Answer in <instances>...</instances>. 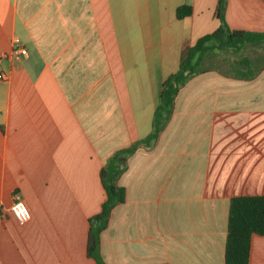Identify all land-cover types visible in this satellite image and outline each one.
Returning a JSON list of instances; mask_svg holds the SVG:
<instances>
[{
    "label": "crops",
    "instance_id": "obj_1",
    "mask_svg": "<svg viewBox=\"0 0 264 264\" xmlns=\"http://www.w3.org/2000/svg\"><path fill=\"white\" fill-rule=\"evenodd\" d=\"M217 4L0 0V264H95L86 241L105 198L99 172L150 134L163 80L183 46L219 27ZM181 6L191 13L178 20ZM223 18L262 34L264 0H225ZM118 185L125 201L101 233L104 264H223L230 200L264 196V68L188 81ZM13 192L24 226L8 213ZM248 264H264V238L251 237Z\"/></svg>",
    "mask_w": 264,
    "mask_h": 264
},
{
    "label": "trees",
    "instance_id": "obj_2",
    "mask_svg": "<svg viewBox=\"0 0 264 264\" xmlns=\"http://www.w3.org/2000/svg\"><path fill=\"white\" fill-rule=\"evenodd\" d=\"M217 1L219 27L212 33L197 39L193 45L182 47L177 71L167 76L161 84L150 134L128 148L116 151L99 172L105 198L100 212L89 220L86 241V256L95 264H104L100 255V236L108 226L113 209L125 201V191L118 185V179L125 172L130 156L138 149L151 148L157 141L171 119L174 100L179 90L193 77L209 70L202 69V64L211 53L238 54L247 46L264 45V33L230 30L223 18L225 0ZM190 13V7L181 6L176 9L175 15L180 20L188 17ZM225 65L234 78L250 80L264 68V57H241L236 62ZM253 235L264 238V196L232 198L228 207L223 264H248Z\"/></svg>",
    "mask_w": 264,
    "mask_h": 264
},
{
    "label": "rangeland",
    "instance_id": "obj_3",
    "mask_svg": "<svg viewBox=\"0 0 264 264\" xmlns=\"http://www.w3.org/2000/svg\"><path fill=\"white\" fill-rule=\"evenodd\" d=\"M241 57H264V45L255 47L247 46L240 53L215 52L211 53L203 62L202 69L228 70L226 63L236 62Z\"/></svg>",
    "mask_w": 264,
    "mask_h": 264
},
{
    "label": "built area",
    "instance_id": "obj_4",
    "mask_svg": "<svg viewBox=\"0 0 264 264\" xmlns=\"http://www.w3.org/2000/svg\"><path fill=\"white\" fill-rule=\"evenodd\" d=\"M14 52L19 55H26V50L22 47H17ZM5 79V75L0 70V81H4ZM11 197L12 203L8 210V213L18 226H24L30 220L29 211L26 208L19 193L13 192Z\"/></svg>",
    "mask_w": 264,
    "mask_h": 264
}]
</instances>
